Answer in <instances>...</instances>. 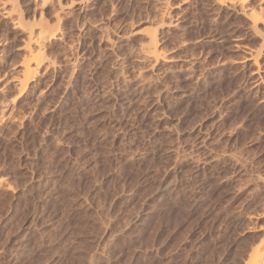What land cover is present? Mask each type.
Instances as JSON below:
<instances>
[{
	"label": "rangeland",
	"instance_id": "obj_1",
	"mask_svg": "<svg viewBox=\"0 0 264 264\" xmlns=\"http://www.w3.org/2000/svg\"><path fill=\"white\" fill-rule=\"evenodd\" d=\"M159 1L62 13L17 105L1 27L18 117L0 114V264H245L262 239L264 36L215 0H166L162 25ZM151 29L156 66L138 53Z\"/></svg>",
	"mask_w": 264,
	"mask_h": 264
},
{
	"label": "bare ground",
	"instance_id": "obj_2",
	"mask_svg": "<svg viewBox=\"0 0 264 264\" xmlns=\"http://www.w3.org/2000/svg\"><path fill=\"white\" fill-rule=\"evenodd\" d=\"M215 1L216 2H214L213 0L214 3H218L221 7L227 8V10L228 9L234 10V13L238 12L244 15L245 18H248V20L250 21L249 27H251L254 30V32L259 31L261 33L260 35V33L258 32L260 36H264V0H215ZM73 4L75 3H72L71 6L69 4L67 5L69 7H67L63 5L60 2V0H0V29L2 26H5L7 31L9 33H12L14 37L20 41V43L17 44L16 49L22 54V58L19 63L21 67L19 73L21 74L18 76H15L16 78L14 76L12 77L14 78L12 79L13 86L11 85V87L19 91V94L17 93L15 96H12L11 99L8 100L9 102L11 101L12 103H16L20 99V94L22 90H24V88L27 87L28 85L27 83L30 82L29 80L31 78H35L38 75V73H40L39 70L41 68L42 60L45 61V58H46L44 57V55L46 52L45 49L47 48L48 44H50L52 40H57V41L60 40L61 42L63 41V43L65 42L64 41L66 39V34L64 33L65 31L62 32L60 29L61 21L63 19L61 16L64 13L72 12L74 10L75 11L79 10V14L85 17L84 11H85V7H88L89 5L88 0L86 1L81 0L78 4H75V5ZM165 4L168 5V1L160 0L159 4H157V7L159 8L158 11L160 10L159 13L161 14V16L160 15L159 16L162 17V20L159 17L160 18L159 21H162L161 22L162 25L166 23V22L165 23L163 22L164 14L162 10V7H164ZM219 5L217 6L220 8ZM49 7L52 8L53 12H52V15L47 18L45 10ZM31 11H33L32 14H31ZM93 24L90 25L91 28H93L94 26V28L101 31V33H103L104 35L106 36L109 35V32L106 29L107 28L106 26H103L100 24H97V25H93ZM82 27L84 26L82 25ZM78 29L79 31L76 33L78 36H80V38L79 37L78 38L81 39V36L84 37L86 35L85 33H87V31H85V29L87 28L85 29L83 28L84 31H82L81 28L79 27ZM148 34L149 35H147L148 36L147 42H145L144 44L140 46V50L138 53H139L140 58L143 60V61L141 60L142 62L145 61V63H148L150 66L151 65L153 66L160 60L163 53L161 52L162 50H160V43L158 40V36L156 35V29L155 30L151 29V31L149 30ZM261 38H264V37H261ZM8 41H9V36L0 38V62L5 61L6 45ZM235 41H236L235 45L237 47H240L243 45L241 43L240 38L236 37ZM110 45L114 46L113 43ZM149 65H147V67H149ZM121 68L122 67H120V69ZM142 75L143 74L141 71V76ZM141 76L139 74L138 77L141 78ZM9 80L10 79L6 80L7 83L10 82ZM0 90L3 91V87L2 88L0 87ZM8 101H7V104L4 103L5 105H3L2 103V106H0L1 108L0 114L4 115V118H5V115L7 114L8 116H11L10 114H12L11 112L13 111V109L10 107L12 103L9 104ZM14 112L15 111H13V113ZM13 115H15V113ZM12 116H11V120L12 118L15 117V116L14 117ZM17 117L18 116L16 115V118L14 119H17ZM0 118L3 119L2 116ZM19 118L16 121H19L20 120ZM2 184H3V181L2 179H0V185L2 186ZM4 186L6 185L4 184ZM245 264H264V235L262 239L257 243L255 248L252 250V252L250 253L249 258L245 262Z\"/></svg>",
	"mask_w": 264,
	"mask_h": 264
}]
</instances>
